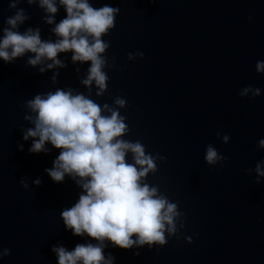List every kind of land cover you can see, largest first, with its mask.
<instances>
[{
    "label": "water",
    "instance_id": "1",
    "mask_svg": "<svg viewBox=\"0 0 264 264\" xmlns=\"http://www.w3.org/2000/svg\"><path fill=\"white\" fill-rule=\"evenodd\" d=\"M89 3L119 8L101 37L109 46L101 53L107 79L99 95L94 82L82 83L90 61H72L71 50L57 53L63 67L47 68L50 60L30 65V52L0 60V251L10 250L0 264H57L51 246L97 243L63 225L61 211L83 190L78 177L54 182L45 171L60 149L46 142L48 151L29 153L33 138L22 139L34 126L24 118L35 115L26 101L58 88L116 110L126 125L119 138L140 142L154 158L155 170L142 183L156 186L157 195L183 213L175 218L176 232L165 231L164 245L122 249L104 241L106 258L111 253L114 264H264V176L255 171L257 164L264 169L258 143L264 139V72L256 70L264 62V0ZM56 6L49 24L38 0H0V36L10 27L6 18L22 9L27 19L15 30L39 29L42 41H55L51 29L66 15L59 0ZM244 88L249 91L239 95ZM209 144L227 159L207 164ZM126 161L132 162L130 152Z\"/></svg>",
    "mask_w": 264,
    "mask_h": 264
},
{
    "label": "clouds",
    "instance_id": "2",
    "mask_svg": "<svg viewBox=\"0 0 264 264\" xmlns=\"http://www.w3.org/2000/svg\"><path fill=\"white\" fill-rule=\"evenodd\" d=\"M32 2L28 0V3ZM38 4L48 13L44 19L51 24L53 14L57 12L56 0H38ZM59 4L64 7L66 15L51 29L57 37L55 41H42L39 29L28 28L22 33L15 30L27 19L22 9L6 18L5 23L10 27H5L0 36V60L9 63L30 52L34 53L28 60L30 65L50 60L47 68L63 67L57 53L71 50L72 61H90L82 83L94 82L99 95L105 89L107 79L102 71L105 59L101 53L109 46L101 37L113 27L119 8L107 4L94 8L89 0H59ZM10 7H15V3ZM127 55L132 59V53ZM136 55L142 56L143 53L137 51ZM256 70L264 72V62L258 61ZM248 91L249 88H244L239 95L244 96ZM252 92L257 96L260 89ZM115 103L123 106L124 100L117 99ZM26 105L35 114L34 117H24L34 125L22 135L24 140L33 138L28 152L48 151L46 142L60 149L52 167L45 171L54 182H62L66 174L73 179L78 177L76 183L83 190L77 201L60 213L65 229H70L73 235H87L97 241L76 244L72 250L51 246L57 264H114L115 257L109 253L106 258L103 253L104 241L122 249L144 244L151 248L154 243L164 245L167 242L165 231L169 236L173 235L176 232L175 218L183 213L177 211L175 203L157 195L156 186L142 183V178L150 170H155L154 158L145 153L140 142L119 138L126 125L116 110L107 104L101 107L83 94L74 95L71 89L59 88L55 92L35 95L26 101ZM104 110L110 115L102 114ZM222 139L227 142L229 136L225 134ZM258 143L264 147V139ZM18 147L22 149L23 146ZM129 152L132 154L131 163L126 161ZM222 158L227 159L218 155L210 144L206 147L204 160L207 164L213 165ZM255 171L258 176H264L260 164L256 165ZM33 182L38 184L39 179ZM20 183L27 187L23 180ZM9 253L10 250L4 248L0 251V258ZM133 255H139V252L134 251Z\"/></svg>",
    "mask_w": 264,
    "mask_h": 264
}]
</instances>
